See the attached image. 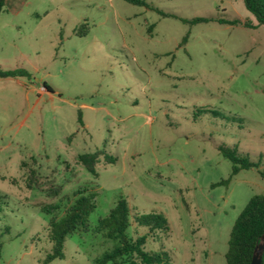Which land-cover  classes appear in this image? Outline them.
Listing matches in <instances>:
<instances>
[{
  "label": "rangeland",
  "instance_id": "rangeland-1",
  "mask_svg": "<svg viewBox=\"0 0 264 264\" xmlns=\"http://www.w3.org/2000/svg\"><path fill=\"white\" fill-rule=\"evenodd\" d=\"M145 2L166 15L125 0H6L0 69L31 77H0V264H92L112 245L94 226L119 196L129 236L146 231L137 213L168 223L145 249L225 264L232 224L264 193V27L242 25L255 22L243 0ZM96 149L114 162L99 155L93 175L77 155ZM222 149L254 166L230 176ZM78 189L94 194L90 226L45 262L44 210Z\"/></svg>",
  "mask_w": 264,
  "mask_h": 264
},
{
  "label": "trees",
  "instance_id": "trees-1",
  "mask_svg": "<svg viewBox=\"0 0 264 264\" xmlns=\"http://www.w3.org/2000/svg\"><path fill=\"white\" fill-rule=\"evenodd\" d=\"M125 1L135 5L146 6L161 15H166L158 9L148 6L145 0ZM243 2L246 9L254 16L256 23L244 21L242 25L250 28L256 26L264 27V0H243ZM5 3L6 0H0V12L3 10ZM183 21L186 22V20ZM206 21H209V19L197 17L191 19L189 22L198 23ZM218 22L230 24L240 23L236 19H221ZM185 41L186 36L182 38L181 43ZM0 77H27L29 79L31 76L29 72L22 68H14L8 70L0 69ZM77 120L82 126L80 115H78ZM221 152L232 163L230 176L236 174L240 169L254 166L245 158L239 157L231 151L222 149ZM101 154L107 163L114 162V158L106 154L103 149L78 154L77 161L89 173L97 175L95 166ZM25 165H27L26 162L21 163V167H25ZM26 172L31 179L35 177L34 168H28ZM227 181L228 179L225 180V182ZM27 186L31 187V184L27 183ZM94 208V194L88 193L87 189H78L75 190L74 198L67 203L61 212H58L57 207L54 206L47 207L44 210L49 215L47 234L51 241V249L45 255V262L54 258L63 257L62 248L67 237L76 233L87 232L90 226L89 215ZM133 218L139 227H143L146 230L143 234L135 237L128 235V228L131 225L130 210L125 198L119 196L108 213L97 219L94 231L110 240L112 245L106 248L100 255L96 256L92 264H169V259L164 251H152L144 247L150 233L153 234L155 230H166L169 228L166 219L155 213L141 215L137 213ZM263 231L264 193L250 197L232 224L227 241V250L225 252V264H249L253 248L259 241V237ZM263 258L264 251L261 264H263Z\"/></svg>",
  "mask_w": 264,
  "mask_h": 264
},
{
  "label": "water",
  "instance_id": "water-1",
  "mask_svg": "<svg viewBox=\"0 0 264 264\" xmlns=\"http://www.w3.org/2000/svg\"><path fill=\"white\" fill-rule=\"evenodd\" d=\"M263 251H264V231L260 235L259 241L253 248V252L249 264H261Z\"/></svg>",
  "mask_w": 264,
  "mask_h": 264
},
{
  "label": "crops",
  "instance_id": "crops-1",
  "mask_svg": "<svg viewBox=\"0 0 264 264\" xmlns=\"http://www.w3.org/2000/svg\"><path fill=\"white\" fill-rule=\"evenodd\" d=\"M18 9H14L13 11H17ZM251 23H256V21L255 22H251ZM256 27H258V26H256ZM256 27H254V28H256Z\"/></svg>",
  "mask_w": 264,
  "mask_h": 264
}]
</instances>
